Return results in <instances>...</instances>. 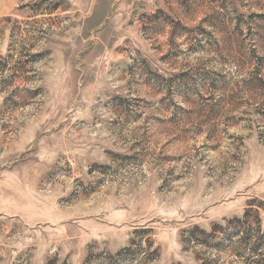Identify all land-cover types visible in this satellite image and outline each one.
I'll return each instance as SVG.
<instances>
[{"label":"rangeland","instance_id":"rangeland-1","mask_svg":"<svg viewBox=\"0 0 264 264\" xmlns=\"http://www.w3.org/2000/svg\"><path fill=\"white\" fill-rule=\"evenodd\" d=\"M261 79L264 0H0V264H262Z\"/></svg>","mask_w":264,"mask_h":264},{"label":"trees","instance_id":"trees-1","mask_svg":"<svg viewBox=\"0 0 264 264\" xmlns=\"http://www.w3.org/2000/svg\"><path fill=\"white\" fill-rule=\"evenodd\" d=\"M261 81L264 82L263 79ZM253 207H249L242 217H237L228 221L227 225L215 224L213 226L212 236L218 233L226 234L231 232V235L240 234L239 248L243 252L244 249H251L253 257L256 256L258 263L264 264V227L258 212L257 215L253 216ZM257 211V210H256ZM194 229L202 231L203 237H197L195 233L190 236V240L198 241V243H211V241L205 237L206 231L200 229L199 226H195ZM147 229H143L142 233H146ZM262 233V234H261ZM253 235H258V237L253 241ZM144 247H142L143 249ZM238 248V247H237Z\"/></svg>","mask_w":264,"mask_h":264}]
</instances>
